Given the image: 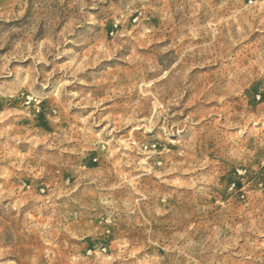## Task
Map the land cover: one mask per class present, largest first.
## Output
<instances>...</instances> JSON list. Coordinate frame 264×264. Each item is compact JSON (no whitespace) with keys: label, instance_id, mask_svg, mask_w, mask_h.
Returning a JSON list of instances; mask_svg holds the SVG:
<instances>
[{"label":"clouds","instance_id":"1","mask_svg":"<svg viewBox=\"0 0 264 264\" xmlns=\"http://www.w3.org/2000/svg\"><path fill=\"white\" fill-rule=\"evenodd\" d=\"M250 51L264 0H0V264H264Z\"/></svg>","mask_w":264,"mask_h":264},{"label":"rangeland","instance_id":"2","mask_svg":"<svg viewBox=\"0 0 264 264\" xmlns=\"http://www.w3.org/2000/svg\"><path fill=\"white\" fill-rule=\"evenodd\" d=\"M147 5H141L137 3L136 7L141 8V7H146ZM147 15V14H146ZM139 16V12H135L132 17H130L126 21V26H131L135 23H137V17ZM201 21H204L203 14H201ZM144 23H151L156 27H160V24L162 23V20L158 16H150L148 19L144 21ZM106 30L108 31L109 35H111L112 31H114V26L109 22L106 25ZM253 41H255L256 37L253 36L249 38ZM163 43H168V41H164ZM245 43H248L246 40ZM85 55H87V49H83ZM221 63V61H217L216 65L209 64L207 65L204 69H194V72L197 73H203L204 75V81H201L199 84V88L203 89L206 87V81H210L211 79L215 78V69L216 67ZM223 63H231L230 61H223ZM261 68L262 64L259 61V54H253L252 51L249 52L248 58L245 59L244 63L239 65L238 67H232L231 68V73H236V72H241L242 77H247L248 79L251 80V84L248 88L244 89V94L248 97V100L246 103L252 104L253 107L255 108L258 104L264 103V92L261 90L264 89V74H261ZM209 69H211V73H209ZM259 96L260 100L256 101L255 97ZM194 107V106H193ZM38 119L41 120V123L37 125L38 128L43 127L46 130L48 129L47 121L44 120L42 117H39ZM262 182H264V179H262ZM25 183H30L29 180H25ZM231 183V182H230ZM237 188L241 189L242 191L240 192V195L243 196L245 194L244 192V185L243 183L237 182ZM249 192H251V189H248ZM229 197L228 196H222V199L220 201V207H223L225 204L228 203ZM213 203H216L215 200H213ZM141 257H145V251L141 250L137 253ZM99 255V253H97ZM148 255L150 256L151 253L149 252ZM145 264H152V261L147 259L145 257Z\"/></svg>","mask_w":264,"mask_h":264}]
</instances>
